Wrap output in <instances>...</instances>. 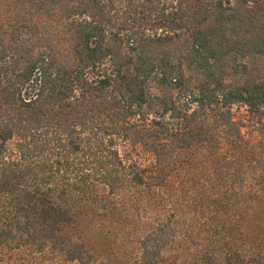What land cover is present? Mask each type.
Returning <instances> with one entry per match:
<instances>
[{
    "label": "trees",
    "instance_id": "16d2710c",
    "mask_svg": "<svg viewBox=\"0 0 264 264\" xmlns=\"http://www.w3.org/2000/svg\"><path fill=\"white\" fill-rule=\"evenodd\" d=\"M18 2L0 28V247L85 263L64 229L124 212L150 221L133 264H164L198 152L241 141L233 106L264 133V0ZM260 218L198 264H264Z\"/></svg>",
    "mask_w": 264,
    "mask_h": 264
},
{
    "label": "rangeland",
    "instance_id": "374dc122",
    "mask_svg": "<svg viewBox=\"0 0 264 264\" xmlns=\"http://www.w3.org/2000/svg\"><path fill=\"white\" fill-rule=\"evenodd\" d=\"M23 8L18 0H0V28L21 18ZM58 34L63 40L61 30ZM232 114L242 126L241 141L235 143L219 134L198 152L193 169L202 193L196 199L194 192L188 195L194 201L186 197L175 220L177 234L162 253L164 264H198L203 255L213 253L222 259V245L227 242L223 235L260 234L262 227L256 222L264 212V133L248 120L244 106H233ZM104 192L100 187L96 193L102 196ZM102 213V220L87 214L77 233L71 227L64 229L92 256L88 262L70 261L50 248L39 251L25 246L14 250L0 247V264H133L132 253L150 221L143 224L128 214L129 224L123 227L124 212Z\"/></svg>",
    "mask_w": 264,
    "mask_h": 264
}]
</instances>
